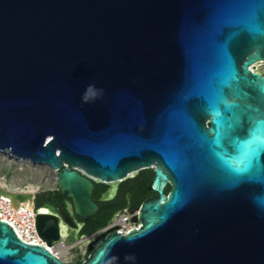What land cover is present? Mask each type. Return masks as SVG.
I'll return each mask as SVG.
<instances>
[{"label":"water","instance_id":"95a60500","mask_svg":"<svg viewBox=\"0 0 264 264\" xmlns=\"http://www.w3.org/2000/svg\"><path fill=\"white\" fill-rule=\"evenodd\" d=\"M259 63L264 0H0V153L52 169L82 220L98 184L153 171L140 226L81 264H264ZM63 219L38 215L48 246ZM0 264L78 263L0 220Z\"/></svg>","mask_w":264,"mask_h":264},{"label":"flooded vegetation","instance_id":"af4514ba","mask_svg":"<svg viewBox=\"0 0 264 264\" xmlns=\"http://www.w3.org/2000/svg\"><path fill=\"white\" fill-rule=\"evenodd\" d=\"M100 185L101 184H98L97 193L95 195H98ZM170 188L171 187L169 186L167 189V192L170 190ZM105 194H106V192L99 194L98 201H95L98 205L101 206V210L99 213H101V211H102V205H101L102 202H108V201H111L114 199V198L107 199L105 197ZM130 199L131 198H130L129 194H127L124 198L116 201L114 203V205H112L113 208H111L110 211L107 212V215H109V213L113 212L118 207H120L122 205H125V206L122 209L116 210L114 212V214L112 215L111 219L104 226L98 228L97 230H95L93 233H90V234H85V233L83 234L84 229L86 227H88V225L91 223L89 221L90 218L87 220H82L79 217H77L73 213L72 200L68 196L62 195L57 190V187L54 190L37 191L35 194H33L31 196L30 201H31V204H33V207L37 208L38 215L56 214L60 217L61 222L62 221L65 222L63 219L64 216L71 217V224L65 225L67 227L66 231L68 232V234H67L68 236H66V237L63 236V239H62L63 246L60 247V248H62V251L60 250V248L58 249L59 253H61L60 254L61 256L59 257V259L63 262H66V263L81 264L86 259L83 261H77L76 259H70L69 258L72 249H74L73 247H76L81 252V250H82V248L80 247L81 243L85 244L86 238H89V237L91 238L92 236H94L93 240L91 238L90 243L88 242L89 245L86 244L89 246V251H90L89 255H90L92 244H98V243L102 242L103 240H105L106 237L109 236L110 234L118 233L119 232V228L117 225V223L119 222L118 219L122 215L124 210L129 209L131 211H136V209L139 207L138 206L137 208H135L134 204L132 202H130ZM96 216H94V217H96ZM88 229H89V227H88ZM67 237H72L73 240L68 241Z\"/></svg>","mask_w":264,"mask_h":264},{"label":"built area","instance_id":"2783aa9c","mask_svg":"<svg viewBox=\"0 0 264 264\" xmlns=\"http://www.w3.org/2000/svg\"><path fill=\"white\" fill-rule=\"evenodd\" d=\"M137 215V211H131L129 209L124 210L117 223L119 232L126 233L130 229L138 228L140 224L136 220ZM37 217V208L33 207L29 209L22 203L17 204L8 196L3 195L0 197V220L8 222L21 241L29 244L42 245L48 248L54 255L60 257L61 253H59L58 249L63 246L62 239L54 242L49 247L47 242H45L39 234ZM120 221H123L125 224H121Z\"/></svg>","mask_w":264,"mask_h":264},{"label":"rangeland","instance_id":"374dc122","mask_svg":"<svg viewBox=\"0 0 264 264\" xmlns=\"http://www.w3.org/2000/svg\"><path fill=\"white\" fill-rule=\"evenodd\" d=\"M260 70L264 75V63H262ZM141 172H139V174L136 175L135 177H138L141 174ZM0 175L7 177L8 181L13 183L14 185L28 186V184H32L38 188V191L54 190L57 187V183H56L57 175L49 167L42 165H34L27 160H22V159L17 160L11 158L8 154H3V153H0ZM135 177H131V179ZM122 183H120L119 188ZM103 185H105L106 187L104 190L106 193L112 188V186L108 184H103ZM130 202L133 203L131 199ZM67 238L68 241L73 240L72 237H67ZM89 240L91 241V238ZM88 245H86V243L85 244L81 243L80 245V247L82 248L81 252L76 247H73L74 249H72L69 258L76 259L77 261H83L87 259L90 253Z\"/></svg>","mask_w":264,"mask_h":264},{"label":"trees","instance_id":"16d2710c","mask_svg":"<svg viewBox=\"0 0 264 264\" xmlns=\"http://www.w3.org/2000/svg\"><path fill=\"white\" fill-rule=\"evenodd\" d=\"M153 179V171L152 170H145L142 171L138 177L128 179L124 181L116 195V197L108 202H102V211L96 217L90 218L89 221L91 222L88 227H86L83 231V234H90L93 233L98 228L104 226L112 217L114 212L118 209H122L125 205H122L115 209L113 212L107 215V212L113 208L112 205L119 199L124 198L127 194H129L131 200L133 201L134 207L137 208L140 206L146 199L155 195L154 192L150 190V184ZM105 185L101 184L99 186V193L98 195L94 196L95 201H98L99 194L104 193ZM82 221V220H81Z\"/></svg>","mask_w":264,"mask_h":264},{"label":"bare ground","instance_id":"6f19581e","mask_svg":"<svg viewBox=\"0 0 264 264\" xmlns=\"http://www.w3.org/2000/svg\"><path fill=\"white\" fill-rule=\"evenodd\" d=\"M261 66H262V63L256 64L253 69L262 74L260 70ZM37 191H38V188L32 184H28V186L14 185L13 183L8 181L7 177L0 175V197L3 195L8 196L12 198L17 204L22 203L29 209H32L33 204H31L30 198L32 194H35ZM120 222L121 224H125L123 221H120ZM66 230H67V227L65 225H62V234L64 237L68 236L67 235L68 232ZM91 238L93 240L94 236H92ZM89 239L86 238V244L90 242ZM60 250L62 251V248H60Z\"/></svg>","mask_w":264,"mask_h":264},{"label":"snow or ice","instance_id":"6c2138e0","mask_svg":"<svg viewBox=\"0 0 264 264\" xmlns=\"http://www.w3.org/2000/svg\"><path fill=\"white\" fill-rule=\"evenodd\" d=\"M219 112H216L213 117L216 118L217 116H219ZM216 120V119H215ZM217 127H219V123L217 122ZM259 139V137L253 136V138L249 141H247L246 143L243 144V148L245 149L247 154H251L252 151V144L255 143V141H257ZM218 142V141H217ZM224 163L226 165H228L229 167L232 168L233 171L235 172H240L242 171V169L239 167V162H234L231 159H226L224 160Z\"/></svg>","mask_w":264,"mask_h":264},{"label":"clouds","instance_id":"9594fccd","mask_svg":"<svg viewBox=\"0 0 264 264\" xmlns=\"http://www.w3.org/2000/svg\"><path fill=\"white\" fill-rule=\"evenodd\" d=\"M101 92L102 90L95 89L94 85H88L82 99L87 102L89 99H95Z\"/></svg>","mask_w":264,"mask_h":264}]
</instances>
